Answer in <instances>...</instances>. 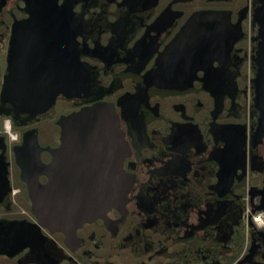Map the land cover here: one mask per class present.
Masks as SVG:
<instances>
[{
  "label": "flooded vegetation",
  "instance_id": "obj_1",
  "mask_svg": "<svg viewBox=\"0 0 264 264\" xmlns=\"http://www.w3.org/2000/svg\"><path fill=\"white\" fill-rule=\"evenodd\" d=\"M202 15L226 30L176 44ZM260 20L264 0H0V264H264ZM66 61L90 88L52 100L33 80ZM98 103L118 119L126 198L51 232L32 211L30 186L49 182L36 161L53 162L62 117Z\"/></svg>",
  "mask_w": 264,
  "mask_h": 264
},
{
  "label": "water",
  "instance_id": "obj_2",
  "mask_svg": "<svg viewBox=\"0 0 264 264\" xmlns=\"http://www.w3.org/2000/svg\"><path fill=\"white\" fill-rule=\"evenodd\" d=\"M260 21L263 22H260L257 38L258 48L254 59L257 72L253 85L255 108L259 113L258 133L264 135V20ZM225 30L217 17L202 15L183 29L176 44L192 38L194 44L201 46L211 32L221 33ZM74 68L66 61L61 74H49L47 78L40 76L33 81L46 88L53 81L55 89L49 93L52 100L63 92L65 96L73 95L63 89L78 91L80 87L81 91L89 90L92 82L90 74L82 67L79 77V72L75 74ZM174 77H163L162 80L167 84L169 82L170 86L174 84L173 80L180 79ZM73 84L79 87L74 88ZM36 94L30 93L33 100H36ZM58 124L61 144L53 152V162L43 166L36 161L37 172L49 175V182L44 186H36L35 183L30 186L29 192L32 211L41 225L51 232L68 235L83 223L102 217L110 207L124 202L128 185L121 178L124 176L120 164L123 137L111 106L98 103L81 108L62 117ZM34 180L31 179V183Z\"/></svg>",
  "mask_w": 264,
  "mask_h": 264
}]
</instances>
